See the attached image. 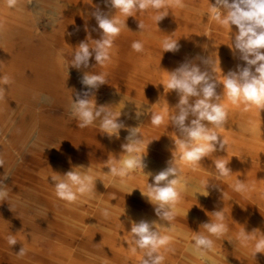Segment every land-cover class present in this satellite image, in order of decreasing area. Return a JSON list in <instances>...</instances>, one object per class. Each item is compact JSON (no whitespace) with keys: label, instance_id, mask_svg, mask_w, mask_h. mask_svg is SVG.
I'll list each match as a JSON object with an SVG mask.
<instances>
[{"label":"rangeland","instance_id":"rangeland-1","mask_svg":"<svg viewBox=\"0 0 264 264\" xmlns=\"http://www.w3.org/2000/svg\"><path fill=\"white\" fill-rule=\"evenodd\" d=\"M211 4L215 0H166L163 9L139 10L126 18L106 0H17L13 7L0 0V87L5 88L0 97V178L8 177V197L0 201V264H142L144 252L132 250L130 232L132 223L141 220L154 221L161 235L169 237L159 250L163 264H264V252L255 248L264 234V109L233 105L225 95L224 76L245 62L230 48L237 27L215 20ZM97 8L113 15L121 32L110 62L96 65L93 56L87 69L77 70L70 64L79 43L101 38L92 15ZM158 15L166 16L157 24ZM166 39L178 40L179 50L163 52ZM134 41L143 44V51L132 49ZM183 63L208 71L217 83L216 102L227 111L226 122L215 129L218 141H226L224 150L217 143L215 152L191 165L192 173L175 140L169 141L182 136L176 128L171 129L176 133L144 132L145 122L157 114L149 97L155 96L167 115L177 113L179 96L164 85ZM85 72L106 74L108 83L89 99L121 113L118 122L125 127L119 138L102 133L100 119L78 126L72 104L77 93L88 91L81 83ZM3 77L9 78L7 85ZM125 86L140 95L123 91ZM131 128L142 140L139 148L155 158L153 172L143 176L133 170L113 177L107 162L128 158L122 145ZM173 155L179 172L203 193L187 195L178 184L180 199L173 206L174 219L167 222L141 191L147 193V184ZM217 160L229 162L228 176L219 174ZM81 165L97 179L95 190L72 203L59 199L51 177ZM238 181L246 186L243 192L235 191ZM216 211H222L227 231L210 236L212 258L195 249L194 236L210 235L202 225L215 221ZM245 231L247 240L241 237ZM11 235L17 240L14 246L8 243ZM117 237L119 247L114 246Z\"/></svg>","mask_w":264,"mask_h":264},{"label":"clouds","instance_id":"clouds-1","mask_svg":"<svg viewBox=\"0 0 264 264\" xmlns=\"http://www.w3.org/2000/svg\"><path fill=\"white\" fill-rule=\"evenodd\" d=\"M16 3L17 0H7L9 7L15 6ZM106 3L126 18L134 16V13L139 10L148 8L159 10L166 7V0H106ZM177 3L179 4L180 0H177ZM211 12L219 23L237 27L238 31L234 35L233 46L230 48L238 50L240 59L245 62L243 67L238 66L237 71H230L224 76L225 95L233 105L243 102L261 110L264 109V51H262L264 50V0H215V4H211ZM92 15L96 19L99 29L102 30L101 38L91 40L89 37L88 40L79 43L73 52L70 64L77 70L87 69L93 56L96 65H105L110 62L114 39L121 32L120 22L114 19L113 15H105L99 8ZM165 16L158 15L156 17L157 24ZM139 28H143V25L139 24ZM131 47L136 52L143 51V44L139 41H134ZM162 47L163 52L175 53L180 46L178 40L166 39ZM203 62L206 64L207 60ZM9 82L8 77L2 78L3 84L7 85ZM81 83L88 91L82 94L77 93L76 99L73 100L72 112L79 121L78 126L85 128L100 119L101 132L106 133L110 139L113 136L119 138L120 130L125 127L121 122H118L121 113H113L111 106L97 107L95 101L89 99L94 95V90H98L101 85L108 83L106 74L85 72ZM165 86L168 90H175L179 96V102L176 105L177 113L171 117V123L182 134V138L175 143V146H178L181 160L185 164L196 165L202 158L217 150V143H219V149L224 150L226 141H218L219 136L215 129L226 122L227 111L223 104L216 102L219 100L217 83L209 76L208 71H202L196 64L183 63L169 73L164 88ZM4 93L5 88L0 87V97H3ZM193 98L195 99L193 100ZM139 115L137 113V117ZM190 116L193 118L189 121ZM186 121L188 122L186 123ZM151 123L159 126L163 123L162 116L152 114ZM135 129H128L129 135L126 138L128 142L122 145L128 158L117 162L111 160L107 162L108 174L113 177L123 178L131 171L137 168L143 169L146 166L143 156L131 155L138 151L142 143L141 138L137 137L138 133ZM228 163L224 160L215 162V167L221 176H228L231 173V169L227 167ZM3 164L4 161L0 159V166ZM82 169L85 170L82 171ZM86 169L81 165L73 167L63 175L55 173L51 180L54 183L56 196L72 203L79 196L91 194L95 190L97 179L88 174ZM178 172L179 169L173 155L168 166L153 176V183L147 184V193L141 191L142 196L147 197L148 201L154 205L155 213L161 221L170 222L174 219L173 206L180 199V192L177 190ZM7 178L6 176L0 178V201H5L8 197V191L4 184V180ZM245 188L246 186L239 181L235 185L237 192H243ZM213 214L216 220H210L202 225L210 235L198 232L194 236V247L199 251L213 249L214 241L210 236L220 237L227 231L222 211H216ZM103 215L107 217L108 212L105 211ZM130 232L135 245L132 250L140 249L144 252L142 264H163L164 256L159 254V250L169 242V237L161 235L154 221L151 223L146 220L133 222ZM241 237L247 240L249 233L245 231L241 233ZM8 243L10 246L17 244L14 235L8 237ZM255 248L256 253L264 252V234L257 240ZM19 253L23 255L24 249L21 248Z\"/></svg>","mask_w":264,"mask_h":264},{"label":"bare ground","instance_id":"bare-ground-1","mask_svg":"<svg viewBox=\"0 0 264 264\" xmlns=\"http://www.w3.org/2000/svg\"><path fill=\"white\" fill-rule=\"evenodd\" d=\"M123 91L128 92L135 96L140 95L139 92H136V90H134L131 87H127V86H125ZM148 99L150 100L151 105L155 107L156 113L162 116L164 124L161 123L159 126H155L151 124V119H148L145 122L146 129H144V132L146 133H176L171 130L175 127L171 123L172 116L166 114V108L159 106V102L156 100L155 96L149 97ZM174 136L176 139H169L170 142H173V140H175V143H176L178 140L182 138L181 135H174ZM133 156H136V157L143 156V161L146 166L143 169L141 168L135 169L139 174L145 176V174L148 175V173L151 174L153 172L152 163L155 160L153 156L147 155L144 149H140V148L138 149V151L133 153ZM188 171L192 173L191 165H188ZM178 175H179V184L187 195L194 196V197H198L202 195L203 190L200 187L195 186L193 182H191L190 179L188 177H185L182 173L179 172ZM117 238L118 239L114 241V246L119 247L121 245V240H120L121 238L120 237H117ZM203 252L208 254L212 258H216V255L212 250H204Z\"/></svg>","mask_w":264,"mask_h":264}]
</instances>
